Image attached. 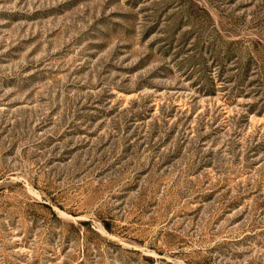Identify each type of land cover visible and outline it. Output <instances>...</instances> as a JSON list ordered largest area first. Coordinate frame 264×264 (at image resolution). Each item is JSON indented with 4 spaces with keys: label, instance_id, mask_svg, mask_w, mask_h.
I'll use <instances>...</instances> for the list:
<instances>
[{
    "label": "rangeland",
    "instance_id": "rangeland-1",
    "mask_svg": "<svg viewBox=\"0 0 264 264\" xmlns=\"http://www.w3.org/2000/svg\"><path fill=\"white\" fill-rule=\"evenodd\" d=\"M0 264H264V0H0Z\"/></svg>",
    "mask_w": 264,
    "mask_h": 264
}]
</instances>
